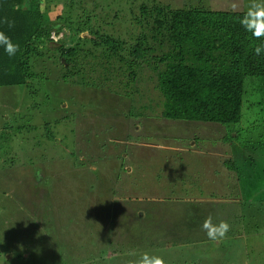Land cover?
I'll list each match as a JSON object with an SVG mask.
<instances>
[{
	"label": "rangeland",
	"instance_id": "obj_1",
	"mask_svg": "<svg viewBox=\"0 0 264 264\" xmlns=\"http://www.w3.org/2000/svg\"><path fill=\"white\" fill-rule=\"evenodd\" d=\"M60 1L48 10V0H40L51 20L70 8L69 0ZM86 1L84 8L71 7L73 18L89 14L94 3H104ZM153 1L171 6L185 2L112 0L111 14L122 9L118 19H128L139 12L140 3ZM63 3L67 5L62 10ZM234 3L237 10H246L248 0H203V5L217 10H233ZM126 25L117 26L119 36L129 34ZM129 29L135 35L141 31ZM61 33L66 40L69 31ZM85 35L84 30L79 34ZM86 61L70 74L73 79L64 81L61 63L56 62L47 64L46 76L39 71L22 88L0 87V264H127L121 262L131 259L133 251L159 255L165 264L189 259L193 264H229L222 255L238 256L244 240L229 235L204 240L205 233L197 232L208 215L213 223L226 221L230 230L246 227L250 220L259 223L252 229L250 258L244 255L240 261L264 264V200L251 201L252 215L241 206L250 191L264 183V78L245 80L239 124H197L158 115L162 96L151 65H137L136 74L128 76L127 66L117 57L103 64ZM225 133L229 141L222 139ZM221 141L228 142L229 151L223 150ZM209 152L235 155L232 161L243 174L240 188L248 179L245 172L252 170L250 191L234 188L236 174L228 162L219 155L210 158ZM259 196L264 198V191ZM202 197L218 202H194ZM50 202L55 206L52 213ZM138 208L142 216L136 213ZM114 245L123 249L114 252V260L119 257L116 263L107 252L104 255ZM60 247H67V258ZM94 251L99 255L90 256Z\"/></svg>",
	"mask_w": 264,
	"mask_h": 264
},
{
	"label": "trees",
	"instance_id": "obj_2",
	"mask_svg": "<svg viewBox=\"0 0 264 264\" xmlns=\"http://www.w3.org/2000/svg\"><path fill=\"white\" fill-rule=\"evenodd\" d=\"M85 1L69 0V10L59 11L51 20L48 18L47 10L41 9L40 0H0V31L5 32L14 43L20 45V51L13 57L6 55L0 47V87L22 88L39 71L46 76L45 69L48 68V63L54 65L56 62L61 63L58 65L59 72L63 73L62 79L65 81L69 80L68 78L73 79L70 74H74L73 72L86 59H89L86 61L88 64L93 60L103 64L106 61L110 62L112 57H117L127 66L125 71L128 76L136 74L137 65L146 63L151 65L150 74L156 77V89L162 96V108L158 114L162 118L197 124L210 122L221 126L240 123L242 108L245 105V80L248 77L264 78V53L260 56L254 55L249 47L251 34L246 33L237 22L245 10L210 9L203 5V0L192 5H188L190 0H184L182 5L177 6L159 1H153L151 4L140 3L139 12L134 13L129 2L131 6L129 10L131 9L132 14L128 19L125 17L118 19L122 9L120 11L116 9L111 14L112 0L108 2L101 0L104 3L99 2L101 6L94 3L89 14L79 15L77 19L73 18L71 7L84 8ZM59 2L61 1L48 0L47 9L51 10L50 4L57 7ZM65 5L67 4H62V10ZM96 10L99 12L94 13ZM5 18L14 21L12 28L3 22ZM121 22L127 24L125 28L129 33L127 37L117 34L119 32L117 26ZM58 24L59 27H56ZM109 26L111 27L108 29ZM130 27H136L141 31L135 35ZM64 29L69 31L66 40L61 39V31ZM83 30L87 35L79 36ZM108 30L115 31L116 34L106 32ZM130 38L132 41L126 43ZM262 42L264 41H255L257 44ZM92 57L94 59L91 61ZM38 61L41 67L39 69L36 67ZM64 66L70 71L63 69ZM224 138L229 141L231 137L225 133L222 139ZM221 142L224 146L223 150L229 151L228 142ZM256 147L261 148V146ZM219 153L226 155L229 152ZM222 159L228 162L229 167L236 174L234 188L248 193L247 190L251 189V186L248 188V182L249 180L253 182V171L245 172L248 179L245 187L240 188L239 182L243 176L241 169L232 161L233 158L222 157ZM260 191H264V183L256 192ZM250 192L249 198L246 196L247 200L245 199L241 206L252 215L251 201L258 200L260 203L264 198L257 197L256 192ZM47 204L48 202L45 205ZM52 207L55 206L50 202L49 213H52ZM250 221L251 224L246 227L231 229L227 233L230 238H239V240L244 239L242 232H246L247 235L245 244L242 246L243 242L240 243L242 251L237 254L238 256H229L225 253L222 255L223 260L229 264H239L240 260L244 259V255L250 258V242H253L254 235L252 229L254 230V225L259 224ZM237 234L238 236L235 237ZM247 238L251 240L248 241ZM93 239L96 240L95 237ZM223 239H226V236ZM104 240L110 247L111 240L108 238ZM48 242H50L49 247L52 242ZM243 248L248 254H242ZM60 250H64L62 252L66 258L69 256L70 253H66L67 247H60ZM121 250H123L121 245L107 249L112 253ZM188 254L192 255V253ZM188 257L187 255L186 259ZM187 261L193 264L190 259L181 264ZM202 263L204 262L199 261L197 264ZM248 263L249 260H246L245 264Z\"/></svg>",
	"mask_w": 264,
	"mask_h": 264
},
{
	"label": "clouds",
	"instance_id": "obj_3",
	"mask_svg": "<svg viewBox=\"0 0 264 264\" xmlns=\"http://www.w3.org/2000/svg\"><path fill=\"white\" fill-rule=\"evenodd\" d=\"M232 7L233 10H237L239 5L234 3ZM3 22L9 28L14 26V21L7 18ZM237 22L246 33L251 34L249 47L254 55L260 56L264 53V42L255 43V41H264V0H248L244 14L237 19ZM0 47L3 48L5 54L9 57L15 56L20 51V45L14 43L11 37L3 31H0ZM230 227L224 220L213 223L211 215H208L201 224V230L208 239L213 241L223 239L230 231ZM129 256L132 258L127 261V264H165V260L161 256L150 255L148 252L137 253L133 251L129 253Z\"/></svg>",
	"mask_w": 264,
	"mask_h": 264
},
{
	"label": "crops",
	"instance_id": "obj_4",
	"mask_svg": "<svg viewBox=\"0 0 264 264\" xmlns=\"http://www.w3.org/2000/svg\"><path fill=\"white\" fill-rule=\"evenodd\" d=\"M205 124V123H204ZM170 153V152H169ZM223 153H219V152H209V155H210V158L212 157V156H214L215 157V159H216V157H217V155H222ZM169 155V154H168ZM170 155L173 157V158H178L177 157V153H170ZM152 156L153 157H155V156H157L156 154H152ZM234 154L233 153H227L226 155H222V157H228V158H234ZM156 158V157H155ZM214 166V165H213ZM94 168V167H93ZM130 171V170H129ZM180 185L181 184H183L184 183V181H180V182H178ZM232 185V184H231ZM204 197V196H203ZM201 198V199H199V200H194V202H206L205 200L206 199H208V202L209 203H211V202H218V200L216 201V200H211V199H209V198ZM210 198H214V197H210ZM174 200V199H173ZM175 200H180V202H188V201H190L189 199H175ZM185 200V201H184ZM140 211H142V210H140L139 208L136 210V213L138 214V215H143V211L142 212H140ZM135 213V214H136ZM110 230H112V228L110 229ZM198 234H204V232L202 231V230H200L199 232H197ZM118 234V233H117ZM205 235V234H204ZM193 237H194V235H193ZM195 238V237H194ZM198 239V238H197ZM246 239V237L243 239V240H245ZM106 252H107V254L109 255V256H112V257H110L111 259H109V260H111V262H117V261H114V253H112V252H110V251H107V250H105V252H104V255L106 254ZM140 253V252H139ZM98 256L99 255V252H95L94 251V254H91L90 256ZM120 262V261H119ZM121 263H126V261H123V262H121Z\"/></svg>",
	"mask_w": 264,
	"mask_h": 264
},
{
	"label": "built area",
	"instance_id": "obj_5",
	"mask_svg": "<svg viewBox=\"0 0 264 264\" xmlns=\"http://www.w3.org/2000/svg\"><path fill=\"white\" fill-rule=\"evenodd\" d=\"M53 37H55L54 35H52Z\"/></svg>",
	"mask_w": 264,
	"mask_h": 264
}]
</instances>
